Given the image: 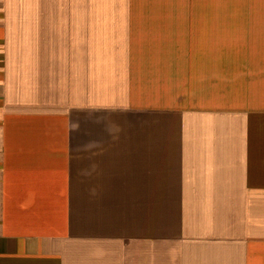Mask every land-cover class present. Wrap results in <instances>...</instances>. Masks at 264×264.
<instances>
[{
    "label": "crops",
    "instance_id": "crops-1",
    "mask_svg": "<svg viewBox=\"0 0 264 264\" xmlns=\"http://www.w3.org/2000/svg\"><path fill=\"white\" fill-rule=\"evenodd\" d=\"M0 264H264V0H0Z\"/></svg>",
    "mask_w": 264,
    "mask_h": 264
}]
</instances>
